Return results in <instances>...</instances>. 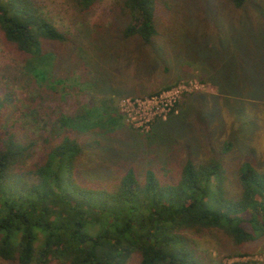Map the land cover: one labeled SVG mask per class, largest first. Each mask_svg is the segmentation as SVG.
Returning <instances> with one entry per match:
<instances>
[{"label":"trees","instance_id":"1","mask_svg":"<svg viewBox=\"0 0 264 264\" xmlns=\"http://www.w3.org/2000/svg\"><path fill=\"white\" fill-rule=\"evenodd\" d=\"M73 1L86 13L101 0ZM225 1L234 8L248 3ZM205 6L218 25V12L207 2ZM157 12L158 0H113L114 30L109 28L105 39L115 38L124 47L130 42L152 45ZM220 30H215L213 47L189 34L177 43L174 30L164 47L216 68L227 38ZM0 31L24 56L25 74L49 90L63 56L60 49L77 54L84 43L81 31L59 30L35 0H0ZM2 88L0 258L16 264H126L137 253L140 264H204L188 231H219L236 246L264 237V167L244 160L237 167L236 188L226 186L223 162L233 143L215 133L214 123L223 119L219 111H208L204 103L197 107L194 121L203 122L202 139H194L184 115L174 109L165 118L156 117L145 145L166 147L158 160V154L139 153V146L122 139L127 135L103 142L99 134H117L124 126L109 103L73 114L59 112L29 131L4 118L10 93ZM88 160L94 163L84 164Z\"/></svg>","mask_w":264,"mask_h":264},{"label":"rangeland","instance_id":"2","mask_svg":"<svg viewBox=\"0 0 264 264\" xmlns=\"http://www.w3.org/2000/svg\"><path fill=\"white\" fill-rule=\"evenodd\" d=\"M35 1L59 30L81 31L84 43L77 54L60 49L63 56L54 67L55 84L49 90L40 88L25 74L24 56L0 31V85L11 99L5 103L3 113L8 121L30 131L29 127L38 126L59 112L73 114L104 101L117 110L124 126L117 134H99L103 142L111 144L113 139L121 140L127 135L122 139L139 146V153L147 157L158 154L156 158L162 160L166 147L145 145L150 135V125L146 127L145 122L148 115L167 111L156 110L154 100L174 98L170 111L174 109V113L184 115L194 139L203 138L199 130L203 122L196 124L194 120L197 107L204 103L208 111H219L223 118L214 123L215 133L221 140L233 143V150L223 162L226 186L236 188L240 162L248 160L264 167V0H248L242 8H234L225 0H158V34L152 45L130 42L124 44L126 47L115 38L105 39L111 32L109 28L114 30L110 23L113 0H101L86 13L73 0ZM206 2L218 12L216 26L211 22ZM98 26L103 29L97 30L92 38ZM219 26L227 38L222 40V62L216 68H209L203 59L196 60L185 52L176 56L173 50L164 47L175 34L177 43L187 41L183 34H189L193 40L213 47ZM234 32L233 41L227 40ZM216 58L213 56V62H217ZM207 78L210 80L201 81ZM85 163L91 166L94 161ZM75 178L81 184L78 176ZM188 234L204 264H264V237L236 246L219 231L202 234L188 231ZM0 264L16 263L0 258ZM48 264L60 263L51 260ZM126 264H140L139 254H132Z\"/></svg>","mask_w":264,"mask_h":264},{"label":"built area","instance_id":"3","mask_svg":"<svg viewBox=\"0 0 264 264\" xmlns=\"http://www.w3.org/2000/svg\"><path fill=\"white\" fill-rule=\"evenodd\" d=\"M174 101H175L174 98H173V100H171V99H168V100L166 99L165 100L163 98H161L159 100H154L156 110H158V108H160L161 110H167V111H165L163 114H161V112H163V111H155L151 115H148V118L145 121L146 122V127H148V125H150V123L156 117L165 118L167 116V114H168V111L170 112V107L174 103ZM137 102H138V104H140L139 101H137ZM145 102H147V100L142 101V106L145 104Z\"/></svg>","mask_w":264,"mask_h":264}]
</instances>
